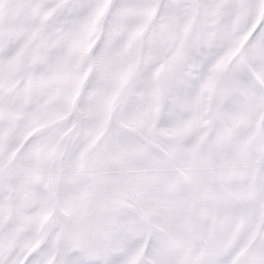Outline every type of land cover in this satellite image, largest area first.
Returning a JSON list of instances; mask_svg holds the SVG:
<instances>
[{
    "label": "snow or ice",
    "instance_id": "6c2138e0",
    "mask_svg": "<svg viewBox=\"0 0 264 264\" xmlns=\"http://www.w3.org/2000/svg\"><path fill=\"white\" fill-rule=\"evenodd\" d=\"M0 264H264V0H0Z\"/></svg>",
    "mask_w": 264,
    "mask_h": 264
}]
</instances>
